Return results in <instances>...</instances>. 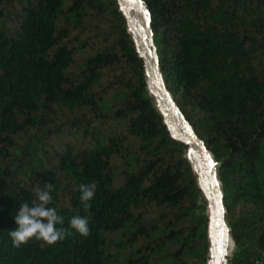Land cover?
Instances as JSON below:
<instances>
[{
	"label": "trees",
	"instance_id": "trees-1",
	"mask_svg": "<svg viewBox=\"0 0 264 264\" xmlns=\"http://www.w3.org/2000/svg\"><path fill=\"white\" fill-rule=\"evenodd\" d=\"M143 2L165 87L219 165L229 264H264V0ZM143 66L116 0H0V264L207 263V202ZM36 184L89 235L14 247Z\"/></svg>",
	"mask_w": 264,
	"mask_h": 264
},
{
	"label": "water",
	"instance_id": "water-1",
	"mask_svg": "<svg viewBox=\"0 0 264 264\" xmlns=\"http://www.w3.org/2000/svg\"><path fill=\"white\" fill-rule=\"evenodd\" d=\"M116 2L126 22L127 33L130 36L133 34L131 38L143 62L149 96L153 94L157 98L159 109H155L163 118L162 123L166 126L171 138L187 145L185 151L187 154L185 153L184 158L187 159L191 171L197 177V185L207 202L205 215L208 217L209 254L206 264H228V252L230 248L234 250V242L230 235L223 204L221 183L217 173L219 165L215 162L212 153L207 150L205 143L185 120L165 87L153 41L151 17L145 3L143 2L142 6L138 0H116ZM132 13L137 14L138 21L134 20ZM190 160L194 162V165Z\"/></svg>",
	"mask_w": 264,
	"mask_h": 264
},
{
	"label": "clouds",
	"instance_id": "clouds-1",
	"mask_svg": "<svg viewBox=\"0 0 264 264\" xmlns=\"http://www.w3.org/2000/svg\"><path fill=\"white\" fill-rule=\"evenodd\" d=\"M52 184H46L41 189L35 185L36 198L31 204H20L19 211L14 215L17 227L10 231L9 237L14 247H20L30 239H37L46 246L62 241L69 234V229L75 230L81 236L89 235V221L86 217L75 215L68 221V227H63L64 218L58 215L55 208L49 207L51 201ZM80 202L84 208H90V201L95 196L94 184H81L78 186ZM60 225V227H58Z\"/></svg>",
	"mask_w": 264,
	"mask_h": 264
},
{
	"label": "bare ground",
	"instance_id": "bare-ground-1",
	"mask_svg": "<svg viewBox=\"0 0 264 264\" xmlns=\"http://www.w3.org/2000/svg\"><path fill=\"white\" fill-rule=\"evenodd\" d=\"M138 2L143 6V4H144L143 0H138ZM132 15H133L134 20L138 21L137 14L136 13H132ZM131 36L133 37V34ZM150 97L153 99L154 105L156 106V109H159V103H158L157 98L153 94H151ZM185 146H187V145L185 144ZM186 154H187V152H186ZM190 162H191L192 165H194V162L192 160H190ZM231 251H232V249L230 248L229 252H228V256L230 255Z\"/></svg>",
	"mask_w": 264,
	"mask_h": 264
},
{
	"label": "rangeland",
	"instance_id": "rangeland-1",
	"mask_svg": "<svg viewBox=\"0 0 264 264\" xmlns=\"http://www.w3.org/2000/svg\"><path fill=\"white\" fill-rule=\"evenodd\" d=\"M111 75H112V73L110 72L109 73V76H107L106 78H105V80H108L109 79V77H111ZM233 252H234V250L231 252V254L227 257V262H228V264H229V261L233 258Z\"/></svg>",
	"mask_w": 264,
	"mask_h": 264
},
{
	"label": "snow or ice",
	"instance_id": "snow-or-ice-1",
	"mask_svg": "<svg viewBox=\"0 0 264 264\" xmlns=\"http://www.w3.org/2000/svg\"><path fill=\"white\" fill-rule=\"evenodd\" d=\"M222 211V210H221ZM225 231V233H226V229L224 230Z\"/></svg>",
	"mask_w": 264,
	"mask_h": 264
}]
</instances>
